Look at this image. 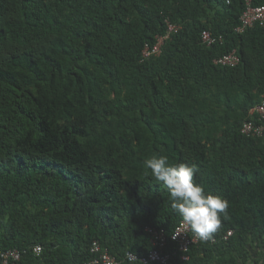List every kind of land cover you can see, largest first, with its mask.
I'll return each instance as SVG.
<instances>
[{
    "label": "trees",
    "instance_id": "obj_1",
    "mask_svg": "<svg viewBox=\"0 0 264 264\" xmlns=\"http://www.w3.org/2000/svg\"><path fill=\"white\" fill-rule=\"evenodd\" d=\"M245 8L0 0V253L20 255L9 264H86L104 251L118 264H264V133H240L264 126L251 113L264 95V26L236 33ZM204 31L221 43L206 46ZM233 51L238 66L213 64ZM153 155L195 165V182L228 202L216 243L186 259L170 240L182 218L145 168ZM149 230L163 232L165 263L142 261L156 249Z\"/></svg>",
    "mask_w": 264,
    "mask_h": 264
},
{
    "label": "built area",
    "instance_id": "obj_2",
    "mask_svg": "<svg viewBox=\"0 0 264 264\" xmlns=\"http://www.w3.org/2000/svg\"><path fill=\"white\" fill-rule=\"evenodd\" d=\"M245 2L246 8L239 19V25L235 29V32L240 34L255 25L264 26V5L254 7L251 3L252 0H245ZM175 30L176 28L170 24L168 28L169 34L159 37L156 44L152 48L145 46L142 50V57L146 59L151 55L159 54L165 40H167L170 33L174 32ZM221 39V37H212L211 33L207 31L202 33V42L208 47L214 45L215 43H221ZM239 63L240 59L234 51L213 60L214 65L229 68L236 67L239 65ZM251 113L256 115L259 120L264 121V95L262 96L261 102L253 108ZM240 133L244 136L260 137L264 133V126H257L252 122H246L242 125ZM149 232L153 235L152 243L156 249L151 251L148 255V258L142 259V261L165 263L167 256H165L162 252V248L165 245V239L162 236L163 232H156L152 230H149ZM231 236L232 232L228 231L225 236H223V240L227 241ZM170 240L177 244L178 251L184 256L183 259H186L185 254L188 252L189 247L193 244L199 242H204L206 244L216 243L215 238L201 240L195 237L191 229L184 222L180 223L179 226L176 227L175 231L170 236ZM99 250L100 248L98 244L94 242L92 246V252L96 253L99 252ZM40 251L41 250L39 247H35L33 252L38 256ZM0 257H2L4 264H9V258L16 261L20 258V255L17 251H7L5 254L0 253ZM127 258L129 262L137 261V257L133 254H127ZM86 264H118V262L114 257L110 256L106 251H104L98 256V258H95Z\"/></svg>",
    "mask_w": 264,
    "mask_h": 264
},
{
    "label": "clouds",
    "instance_id": "obj_3",
    "mask_svg": "<svg viewBox=\"0 0 264 264\" xmlns=\"http://www.w3.org/2000/svg\"><path fill=\"white\" fill-rule=\"evenodd\" d=\"M151 176L168 192L171 208L201 240L211 237L220 227L221 214L226 213V199L209 194L201 184L195 182V165L169 164L163 155H153L144 162Z\"/></svg>",
    "mask_w": 264,
    "mask_h": 264
}]
</instances>
